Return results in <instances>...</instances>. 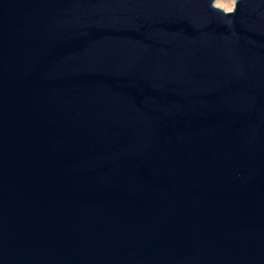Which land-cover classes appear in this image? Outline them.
<instances>
[{
    "label": "water",
    "instance_id": "1",
    "mask_svg": "<svg viewBox=\"0 0 264 264\" xmlns=\"http://www.w3.org/2000/svg\"><path fill=\"white\" fill-rule=\"evenodd\" d=\"M0 0V264H264V0Z\"/></svg>",
    "mask_w": 264,
    "mask_h": 264
},
{
    "label": "rangeland",
    "instance_id": "2",
    "mask_svg": "<svg viewBox=\"0 0 264 264\" xmlns=\"http://www.w3.org/2000/svg\"><path fill=\"white\" fill-rule=\"evenodd\" d=\"M214 5L223 11H230L233 7V1L232 0H216Z\"/></svg>",
    "mask_w": 264,
    "mask_h": 264
}]
</instances>
